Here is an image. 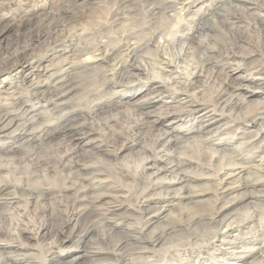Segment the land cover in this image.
<instances>
[{
  "label": "rangeland",
  "instance_id": "1",
  "mask_svg": "<svg viewBox=\"0 0 264 264\" xmlns=\"http://www.w3.org/2000/svg\"><path fill=\"white\" fill-rule=\"evenodd\" d=\"M114 1L23 0L21 2L20 0H0V16L4 15L9 21L15 19L14 23L17 26V29H10L0 34V47H9L17 39L19 29L24 31L32 27V29L37 30V33H40L39 28L43 27L47 31L48 23H57L55 19L60 17V13L64 12L67 15L71 14L70 16L73 21L75 20L74 25L78 26V30L72 33L75 36L66 34L67 36L61 42L63 45L69 40H76L77 37L86 33L87 36L92 35L97 41L99 37L93 34V25L95 21H98L99 14L102 13L99 10H109L114 6ZM164 1L167 0H131L127 6L129 9L151 4L160 7L165 3ZM175 1L169 0L168 2L181 5L179 0ZM250 4L259 6L260 12L254 13L245 10V7ZM209 5H211L210 0H193L189 8L182 12V16L185 17V22L182 24L187 28H191L187 14L200 13V16H202L199 28H197L194 35L196 39L194 40L195 47L202 42H208L211 46L215 45L219 48H224L227 45L230 53L235 54L236 52V55L240 56H236L234 66L238 65V60H240L243 64L245 63L246 68L251 66V70H253L252 66L257 64L263 65L264 68V24L258 25V19L264 17V0H224L215 7ZM206 8H208V11L205 13ZM105 15L106 11L103 16L106 17ZM20 19L23 22H20ZM80 27L82 29H79ZM163 28L161 29L165 30ZM187 34L190 35L191 32ZM179 35L181 36V34ZM36 41L38 42L37 39ZM142 44L143 42H139L137 46ZM127 46V43H122V52L128 59L127 63L132 65L133 69H136V66L141 67L137 71L141 79L134 76L130 81L131 84L121 83L119 76L114 71V63L109 62L107 58L102 60L106 66V76L110 78L111 85L117 94H121L116 97L114 95L115 98L112 94L107 95L108 92H104L103 88L96 89L98 93L92 94L94 87H84L78 95L76 93L69 96L70 98H67L65 105L57 106L54 110L51 107L53 103L54 105L56 103V100L52 98L54 94L48 97L28 92V85L22 82L23 74L21 72H19V79L16 80L15 77L12 82H5V86H2L5 88L0 91L2 94L0 100H8L6 111L13 115L12 118L15 119V124L11 128H1L5 113L0 111V165L6 170V173L0 176V184L2 187L8 186L11 188L4 193L0 200V239L4 241L8 237L2 231L4 229H12L18 232L20 228H26L33 234L32 237L29 234H22L25 241L19 240L17 244L22 243L23 251L12 255L15 260L13 264H43L46 258L59 262L65 260L68 253L73 255L79 251L89 254L81 259L83 264H91L96 261L108 264H141L142 261L137 256L141 252V248L144 247L142 245L143 240H154L164 235L163 232L172 228L175 224L209 208L213 198L210 199L208 195L200 202H191L184 199L181 206H178L170 203L171 197L162 194L163 189L158 190V188L156 189L157 196L151 198L155 203L148 211L149 213H146L147 215L137 205L143 190L148 184L147 176L142 175L140 165L148 157L157 158L156 154L163 149L162 145H164L159 143L158 137L164 133L163 130L171 126L181 130H177L175 135L176 137L181 136L182 139L177 137V146L171 148L168 152H162L165 156L159 160V165H169L167 163L171 161L181 162L178 167L173 169L178 175L189 174L195 176L198 174L197 184L191 185H195L192 188L194 197L197 196L196 193L199 194L200 192L210 193V195L213 193V189L217 188L215 182H219L218 178L208 179V176L203 174L206 172L217 174L216 169L218 170L221 165L226 163L222 159L226 151L213 154L211 149L221 148L222 145H226L225 142L232 140L233 143L235 142V148L238 147V149H235L239 155L236 160L252 157L257 160L258 153H262L264 150V144L261 145L262 147L260 146L261 148H255V143H257V139L261 138L260 136L255 137V139H248L249 134L259 133L260 131L264 133V91H257L258 96L253 98L251 102L242 105L241 109L237 108L236 105H230L228 108L223 109L221 105L212 101L214 91L210 86L208 74H205L199 80L196 88H191L188 91L184 89L177 90L178 92L173 91L174 88L170 83L171 78L180 74V81H184L187 77L183 72L190 75V77L193 76L191 74L194 72L199 58L196 53L190 52L186 56L185 50H183L180 55L184 61L180 58L178 62L176 61L177 57H171V52L162 56L165 61L161 63L170 66L174 70L169 75L170 79L167 76L162 77V79H155L151 69L148 70L140 59L132 61L133 53ZM40 48L39 50H42V52H40L41 57L39 58L42 60L47 59L46 61H49L50 56L55 51L60 50V48L55 49L44 46H40ZM180 51L181 47L179 46L174 52L177 54ZM214 55L216 60L220 58L218 51ZM241 56H244V58H241ZM145 57L152 61H160L159 58L155 59L152 55L147 54ZM174 61L175 63H173ZM234 66L230 68L229 66L216 67L212 71L214 74L211 73L212 79L220 78L222 80L226 78L225 75H229V78L231 76L235 78L241 76L242 72L236 70ZM251 70L246 69V74L247 71L251 72ZM243 73L245 74V70ZM1 80L0 78V84H2ZM80 80H76L77 85H81ZM17 81L21 84L20 89L24 93V106L14 100L13 93L16 92L15 90L8 91L6 89L10 85H12L11 87L20 85L16 84ZM141 86L142 88H140ZM149 102H153L150 108L143 111H134L137 105ZM120 103L122 104L118 105ZM40 106L46 109L45 114L42 116L27 117L24 114L25 107L35 108ZM67 108L76 113L73 119H77L80 125L86 126L85 132L87 134L71 138L59 135L47 137L49 129L53 130L60 125V120L54 114L57 112L64 115L67 113ZM203 116L207 117L203 119L206 131L193 136L189 135L190 130L197 128L199 125V122L195 119ZM245 118L254 121L255 125L252 129L246 131V135L241 140H237L235 134H237L236 129H238L239 124L247 128L250 126H248ZM152 121H159V128L151 132L147 126ZM173 140L175 141V139ZM203 141L211 142V144L202 146L201 142L203 144ZM123 145L127 146V149L122 155L118 156L119 149ZM228 147L226 145L224 148L227 150ZM74 152L77 153L74 158L65 157L66 154ZM62 156L63 161H61ZM211 156L214 157L212 163H210ZM185 161L192 163L191 168L185 165ZM60 162L67 164L66 170L58 167ZM45 163L50 165V168H47L48 170L42 171L41 169V172L34 170L36 164ZM209 164L212 165V168L209 167ZM93 168L101 169L107 182L100 183L98 191L93 193L92 197L107 194L115 195L119 191L123 194L120 193L122 195H118L113 201L99 205L97 208L89 205V201L86 199L75 219L64 227L68 217L71 216L68 215L69 212L67 213L66 206L74 198L72 196L73 185L78 187L80 184H85V181H90L97 175H102L91 171ZM26 172H30L29 174L34 177L30 178V175ZM175 172L173 175H177ZM27 176L29 177L27 178ZM253 179H257V177L252 172L246 173L243 178V180ZM5 183L8 185H5ZM167 184L168 182L160 181V186H166ZM150 187L148 185V188ZM23 189L33 192L34 196H28ZM40 189L47 190L49 195L45 198L41 197ZM59 190H63L64 193L59 194ZM151 190H153L152 187ZM63 194L66 195V198ZM251 197L254 204L237 209L232 215L241 219L249 213L257 211V203L263 205L264 195L255 192ZM162 206L165 210H162ZM214 232L215 229L210 225L200 223L192 228L171 232L168 233L169 235L165 234L164 240L157 244L158 246L152 253V264H168V262H161L168 248L174 249L176 247L178 250L176 254L182 252L202 254L207 252V249L198 250L196 247L209 240ZM62 240L64 241L63 244ZM251 254L253 252L243 253L244 256ZM93 255L95 257L91 259ZM201 256L202 260L205 261V255L202 254ZM208 256V259H212L210 255ZM256 259L257 255L251 261Z\"/></svg>",
  "mask_w": 264,
  "mask_h": 264
},
{
  "label": "bare ground",
  "instance_id": "2",
  "mask_svg": "<svg viewBox=\"0 0 264 264\" xmlns=\"http://www.w3.org/2000/svg\"><path fill=\"white\" fill-rule=\"evenodd\" d=\"M20 1L23 2V0ZM130 1L131 0H115L114 6H112L109 10H99L102 11V13H98V21H95V23L93 22V34H96L98 35L97 37H99V40L97 41L92 35L87 36L86 33L77 37L78 39L76 40H69L66 44L63 45L61 42L63 38L67 36L66 34H72L73 32L78 30V26L74 25L75 20L73 21L70 16L71 14L67 15V13L65 12L60 13V17L55 19L57 23H48V26L46 27L47 31L44 30L43 27L39 28L40 33H37V30L32 29V27H29L24 31L23 29H19L17 31V39L13 41V43L9 47H0V78L2 79V84H0V91L5 88L2 87L5 86V82H12L15 77L16 80L19 79V72H21L23 74L22 82L28 85V92L32 94H38V96L46 95L48 97L51 96V94H54L52 98L56 100V103L55 105L53 103L54 106H51L54 110L57 108V106L65 105V101L69 96H72L76 93L78 95V93L81 92L84 87H94L95 89L92 94L97 92L96 89L103 88L104 92H108L107 95L112 94L113 97L114 95L116 97L120 93L117 94L116 90L111 85L112 83L110 81V78L106 76L107 69L105 64H103L102 62L103 58H107L109 62L114 63V71L119 76L121 83L124 82L125 84H131L132 82L130 81L134 76L140 78V74L137 71H139L141 67L136 66V69H133V66L127 63L128 59H126V55L122 52L121 49L123 42L128 44L127 47L133 53L132 61L134 62L137 59H140L142 63L146 65L148 70L151 69L155 79H162V77L165 76L170 79L169 75H171L174 70L170 66H166L161 63L162 61H165L162 59V56L167 55V53L171 52V57H177L176 61L178 62L180 58H182L180 54H182L183 50H185L184 52L186 56L189 55L190 52L196 53L199 58L194 68V72L191 74L193 76L190 77V75L183 72V74L187 77L184 81H180V74L170 79V83L174 88H172L174 92H178L177 90L180 91L183 89L185 91H188L191 88L198 87L197 85L199 80L205 74H208V79H210V86L214 91V98L212 99V101L216 102V104L218 105H221L223 109L228 108L230 105H236L237 108L241 109V107H243L242 105L251 102L253 98L258 96V94H256L257 91H264L263 65H253V70H251V66L250 68H246L245 63L243 64L242 61L238 60V65L236 64L234 66V63L236 61L235 59L240 56L236 55V52L235 54L230 53L228 51L227 45L224 48H219L215 45L211 46L208 42H202L197 45V47H195L194 40L196 39L194 35L195 31H197V28H199L198 26L200 25L202 16H200V13H196L194 15L187 14V18L190 19L188 23L189 25H191V28H187V26H184L182 24L183 22H185V17L182 16V12H185L189 8V6L193 3V0H179L181 2V5L168 2L169 0H167L164 1L165 3H163V5H161L160 7L152 6L151 4L148 6H137L134 7L135 9H129V7L127 6ZM223 1L224 0H210L211 5L209 6L215 7ZM245 10H250L251 12L257 13L260 12V7L250 4L249 6L245 7ZM105 11L106 17L103 16ZM207 11L208 8L205 9V13ZM83 16L81 17L82 19L84 18ZM14 21L16 20L13 19V21H9L4 15L0 16V34L5 31H9L10 29H17ZM20 22L23 21L20 19ZM260 24H264V17L258 19V25L260 26ZM163 27L165 28V30L161 29ZM79 29H82V27H80ZM190 32V35L187 34ZM178 34H181V36H178ZM186 34L187 36H185ZM36 39L38 40V42L36 41ZM139 42H143V44L137 46ZM185 44L187 45V47H185ZM40 46L48 48L52 47L55 49L60 48V50L55 51L50 56L49 61H46L47 59L42 60L39 58L41 57L40 52H42V50H39L41 49ZM179 46L181 47V51L179 53L177 52L176 54V52L174 51H176ZM217 51L220 53V58L216 60L214 53ZM147 54L152 55L155 59L159 58L160 61L157 62L152 61L151 59H147L145 57V55ZM241 58H244V56H241ZM173 63H175V61ZM220 66H229V68L231 66H234L236 67V70L242 72V75L236 78L232 76L229 78V75H225L226 78H223L222 80H220V78L213 80L211 73H213L212 71H214L216 67ZM177 68L180 69L178 66ZM246 69L251 70V72L247 71L248 73L246 74ZM244 70L245 74L243 73ZM77 79H81V85H77ZM16 84L20 83L18 82ZM11 86L12 85H10V87L6 89H8V91L15 90L16 92L13 93L14 100L24 106L25 99L23 97L24 93L20 89L21 84L17 85L16 87ZM140 88H142V86ZM1 95L2 94L0 92V96ZM0 101V111L5 113V118L3 117L4 120L1 124V128H11L15 124V119L12 118V114L6 111L8 100L1 99ZM121 104L122 103L118 105ZM152 104L153 102L137 105L134 108V111H143L146 108H150ZM45 111L46 109L41 106L35 108L25 107L24 114L27 117H40L45 114ZM66 111L67 113L65 112L66 114L64 115L62 113L54 112V115H56L57 119L60 120V125L58 128H55L53 130L49 129L47 137H56L57 135H59L66 138H71L73 136L87 134L85 132L86 126L80 125L77 119H73L76 113L74 111H70L68 108ZM206 118V116L196 118L195 120L199 122V125L195 129L192 126L193 130H190L191 132H189L188 134L193 136L195 134L205 132L206 128L204 127L205 123L203 122V119ZM248 118L245 119L248 123V126L250 125L249 128H247L246 126H242V124H239V127L237 126L238 129H236L237 134L234 133L237 136L235 139L241 140L242 137L246 135V131L252 129L255 125V122L247 120ZM158 125L159 121H152L151 123H148L147 127L152 132L155 129L159 128ZM177 130L181 131L174 126L163 130L164 133L160 134L158 140L159 143L164 144L162 145L164 151H162L163 149L160 150V152L156 154L157 158L148 157L142 163V165H140L141 173L143 176H147L146 178L148 180V184L147 187H145V189L143 190L137 205L138 207L142 208L145 214L149 213L148 211H150L155 203V201L151 198L153 196H157V188L158 190L163 189L161 193L169 196V198L171 197L170 203L178 206H181V203L184 199L191 202H200L201 200L207 198L208 195L210 199L213 198L211 199L212 204L209 208L198 212L195 216H191L183 222L175 224L172 228L164 231L163 234L165 233L169 235L168 233L192 228L194 225H198L200 223L210 225V227L215 229V232L209 240L196 247V249L198 250L207 249V252L202 253L205 255V261L202 260L201 253L193 254L192 252L186 254L182 252L176 254L178 250L176 249V247H174V249H167V251L164 253L165 256L161 260V262H168V264H264V201L261 199V202L263 201V205H261V203H257V211H253V213H249V215H246L241 219L232 215L235 210L254 204V201L251 200V196H253L255 192L260 195H264V150L262 151V153H258L257 160H255L254 157L250 159L240 158L236 160L239 155L236 153L235 149H238V147L235 148V142L233 143L232 140L225 142L226 145L229 146L227 150L226 148H224L226 145H222L221 148L216 147L214 149H211L213 151V154L217 152L219 153V151H226V153L228 154L225 153L222 158L226 163L221 165L218 170L216 169L217 174H209V172L203 174L204 176H208V179L214 177L218 178L219 182H215L217 188L213 189V193L210 195V193L200 192L199 194L196 193L197 196L194 197L192 188L195 185H191L196 183L197 179H199L198 174L195 176H191L189 174L178 175V173H176L173 169L178 167L181 162L177 163L176 161H171L169 163L167 161V164L169 165H159V160L164 158L165 156L162 154V152H168V150L177 146L176 140L178 136L176 137L175 135L177 134ZM11 131L13 130L11 129ZM260 132L249 134L250 136L248 138L255 139V137L258 136L261 137L260 139H257V143H255V148L257 149L261 148V145L264 144V133ZM180 137L181 136H179L178 138ZM173 139H175V141ZM235 139L233 138V141ZM203 144L201 142L202 146H209L211 142L203 141ZM126 149L127 146L125 145L120 147L118 156L122 155ZM76 155L77 153L74 152L71 154H66L65 157L74 158V156ZM213 158V156L210 157V163L213 162ZM61 159V161H63V156ZM185 165L191 168L192 163L190 161H185ZM58 167L66 170L67 164H65L64 162H60ZM209 167L212 168V165L209 164ZM47 168H50V165L47 163L36 164L34 170L41 172V169L43 171L48 170ZM91 171H95L102 175H97L92 180H87L85 181V184H80V186L78 187L77 185H73L74 189L72 192V196H74V198L70 202L67 201L68 204L66 206L67 213L69 212L68 215L71 216L70 218L68 217V220L65 223L64 227H66L75 219L81 207L84 205L86 199L89 201V205L97 208L99 205H103L106 202H111L113 201V199L117 198L118 195L123 194L118 190L119 192H117L116 194L113 193L115 195L107 194L98 195V197H92V194L98 191L99 184L105 183L107 181L104 177L105 174L101 169L93 168L91 169ZM174 172L177 175H173ZM248 172H252V174L255 175L257 179L243 180L245 174ZM5 173V168L0 165V176ZM29 173L28 175H30ZM28 177L29 176H27V178ZM31 177L34 176H32L31 174L30 178ZM161 180L164 182H168V184L166 186H160ZM5 185L8 184L5 183ZM148 185L149 187L151 186L153 190L150 191L151 187L148 188ZM9 189L11 188L8 186L2 187L0 184V200L4 193ZM23 190L26 194H28V196H34L33 192H29L27 189ZM41 193V197L44 198L45 196L49 195V192L47 190L42 189ZM62 193H64L63 190L59 192V194ZM63 196L64 198H66V195L63 194ZM162 210H165L164 206H162ZM22 224L24 225L23 222ZM148 224H150V222H148ZM2 231H4V233L8 237L4 241L0 239V264H13L15 263V260L12 255H14L16 252L22 253L23 251V246L21 245L22 243L17 244L19 240L25 241V239L22 237V234H29V236L31 237L33 236V234H31L30 230L26 228H20L18 232L13 231L12 229H4ZM165 234L155 238L154 240L150 239V241H142V245H144V247L141 248V252H139L137 256L139 259H141V264H152V253L155 251L156 246H158L157 244L164 240L163 237L165 236ZM5 241H8L9 243H6ZM63 243L64 241L62 240V244ZM208 252L209 254H207ZM245 252H253V254L244 256L243 253ZM86 255L88 256L89 254L87 252L80 251L73 255L71 253H68L65 260L54 262L53 259L46 258L43 264H83L81 259H83ZM208 255H210L212 259H208ZM255 255H257V259L251 261ZM91 257L90 258L93 259L95 255ZM100 262L96 261L95 263L91 264H108Z\"/></svg>",
  "mask_w": 264,
  "mask_h": 264
}]
</instances>
